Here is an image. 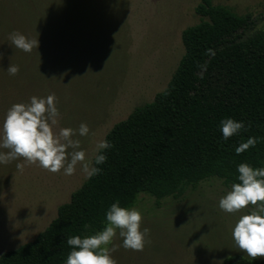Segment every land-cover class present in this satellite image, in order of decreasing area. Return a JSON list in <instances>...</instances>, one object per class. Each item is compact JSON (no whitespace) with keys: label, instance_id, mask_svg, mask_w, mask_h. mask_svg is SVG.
I'll list each match as a JSON object with an SVG mask.
<instances>
[{"label":"trees","instance_id":"trees-1","mask_svg":"<svg viewBox=\"0 0 264 264\" xmlns=\"http://www.w3.org/2000/svg\"><path fill=\"white\" fill-rule=\"evenodd\" d=\"M121 3L0 0V121L12 104L51 94L64 123L73 129L86 123L95 89L122 65L116 64L117 48L108 67L76 59L77 47H126L117 29L125 25L116 20ZM196 13L201 21L182 33L185 54L167 88L107 135L112 147L100 174L87 179L33 241L3 253L0 264H63L70 251L66 238L102 230L113 201L129 208L140 194L179 199L212 178L231 187L240 163L264 167V30H256L253 16H239L213 0H201ZM12 31L38 39V48L30 54L12 48ZM9 57L19 68L16 76L3 70ZM68 89L76 94L66 103L62 95ZM226 117L245 123L227 141L219 131ZM249 136L259 138L255 148L236 155ZM222 264L264 260L236 256Z\"/></svg>","mask_w":264,"mask_h":264},{"label":"rangeland","instance_id":"rangeland-1","mask_svg":"<svg viewBox=\"0 0 264 264\" xmlns=\"http://www.w3.org/2000/svg\"><path fill=\"white\" fill-rule=\"evenodd\" d=\"M112 1H118L117 7L122 2L116 20L125 24L124 28L117 25V29L126 47H77L76 59L95 60L108 67L112 51L117 48L116 64L122 65L116 76L95 89L99 93L86 119L89 135L75 137L89 160L94 159L96 143L106 140L114 126L136 108L152 103L167 88L185 54L182 33L201 21L196 13L201 0ZM213 3L239 16H253L256 30H264V0ZM75 94L68 89L62 96L69 103ZM70 109L67 106L66 112ZM61 119L54 132L70 127ZM16 163L12 161L3 165L6 170H0V256L33 241L87 180L79 166L73 175L64 176L36 165H26L18 172ZM228 190L230 187L222 180L212 178L188 189L179 199L157 201L151 195L140 194L130 207L140 211L141 228L150 230L149 242L140 252L118 248L111 253L112 258L116 264H222L229 257L250 259L231 239L235 217L217 207ZM113 243H121L118 235Z\"/></svg>","mask_w":264,"mask_h":264},{"label":"clouds","instance_id":"clouds-1","mask_svg":"<svg viewBox=\"0 0 264 264\" xmlns=\"http://www.w3.org/2000/svg\"><path fill=\"white\" fill-rule=\"evenodd\" d=\"M12 48L30 54L38 48V39H33L19 31L8 34ZM0 60L3 57L0 56ZM201 71L206 70L203 66ZM9 76L19 72L17 65L10 63L3 69ZM60 112L56 106V97L31 96L28 103H14L0 121V165L17 161L16 170L22 172L26 165H36L51 174L61 173L71 176L77 166L85 179L99 175V165L105 163L104 154L112 145L100 140L95 145L94 159L89 160L81 142L75 137H87L88 125L81 122L78 128L57 125ZM245 130L243 121L231 117L219 122L221 139L227 141ZM259 138L249 136L235 148V154L255 148ZM236 181L230 190L218 200V209L235 217L231 228L234 246L247 257L256 260L264 258V167L254 168L250 164L240 163L236 167ZM105 224L102 230L92 235H72L66 238L69 246L63 264H116L111 253L123 248L134 252L143 251L149 242L150 230L141 228L142 215L134 207H121L119 201H113L104 214ZM87 228V226H85ZM121 243H113L116 236Z\"/></svg>","mask_w":264,"mask_h":264}]
</instances>
